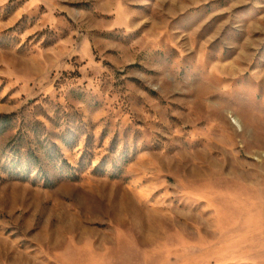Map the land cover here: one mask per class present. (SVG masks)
<instances>
[{
  "label": "rangeland",
  "instance_id": "374dc122",
  "mask_svg": "<svg viewBox=\"0 0 264 264\" xmlns=\"http://www.w3.org/2000/svg\"><path fill=\"white\" fill-rule=\"evenodd\" d=\"M0 264H264V0H0Z\"/></svg>",
  "mask_w": 264,
  "mask_h": 264
}]
</instances>
